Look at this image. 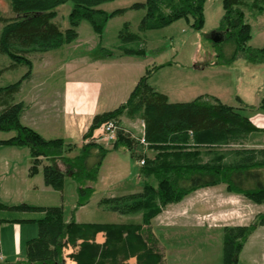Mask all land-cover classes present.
<instances>
[{
	"label": "trees",
	"instance_id": "1",
	"mask_svg": "<svg viewBox=\"0 0 264 264\" xmlns=\"http://www.w3.org/2000/svg\"><path fill=\"white\" fill-rule=\"evenodd\" d=\"M15 18L0 14L5 25L0 35V53L8 56L12 64L0 70L27 67L23 78L0 87V132H15L0 146L28 147L32 158L31 175L42 167L46 186L62 192L66 178L77 183V209L89 204L96 189L89 183L98 181L100 169L109 150L100 142L96 132L112 121L117 125V140L113 151L144 149L156 151L154 159H145L139 180L143 190L139 193L103 198L99 205L120 215L141 214V223L98 224L66 222L62 207H34L28 204L8 206L0 202V211L43 213L35 221L37 237L26 244V259L18 264H166V251L156 234L153 220L167 207L183 202L193 193L210 187L226 185L228 192L242 195L256 204H264V148L235 149L231 160L229 147L242 146L249 136L259 131L249 115L248 107L238 98L241 108L224 104L211 95H202L190 102L172 103L169 97L158 92L150 80L173 61L153 66L141 77L128 100L117 109L98 114L84 135L78 155L71 157L77 148L66 140L46 139L36 130L22 123L26 109L16 97L23 82L33 78L30 54L48 53L62 49L79 38L78 28L89 22L94 32L102 36L108 22L130 10H144L141 32L160 30L186 20L192 21L195 31L205 26V5L209 0H146L130 8L108 13L99 9L115 0H8ZM72 2L69 15L70 28L63 31L54 20L57 8ZM224 16L218 31L225 40L218 45L220 66H230L239 58L254 65L264 64V48L255 49L248 44L252 39V26L246 19V10L264 14V0H223ZM123 43L140 42V36L124 25L119 35ZM216 45V46H218ZM230 45L232 53L225 56L224 47ZM127 56H145L143 48L125 47ZM104 48L97 50V58L111 57ZM251 108V107H250ZM252 109H255L252 107ZM258 109L264 111V99ZM139 119L144 124V139L124 127L123 118ZM100 136V137H99ZM227 148V151H224ZM217 152L205 161L203 151ZM46 163V164H45ZM2 222V221H0ZM264 225V214L247 227H226L222 264H238L239 255L249 236Z\"/></svg>",
	"mask_w": 264,
	"mask_h": 264
},
{
	"label": "rangeland",
	"instance_id": "2",
	"mask_svg": "<svg viewBox=\"0 0 264 264\" xmlns=\"http://www.w3.org/2000/svg\"><path fill=\"white\" fill-rule=\"evenodd\" d=\"M144 2H146V0H115L113 2L101 5L99 9L108 13H112L118 9L130 8L135 3ZM73 7L74 4L72 2H68L57 8L58 15L54 21L59 24L63 31L70 28L69 15L72 12ZM224 13L223 0H209L205 5V26L200 32L195 31L191 27L192 21L190 23L186 20H180L171 26L160 30L141 32L139 26L145 15V11L130 10L123 16L115 17L108 22L101 40L94 32L90 23L83 21L80 27L77 29L78 33L80 34V41L75 43L73 47L66 46L62 49L48 53L30 54V58L33 61L31 72L32 75L35 73L36 80L33 84H30L31 87L29 84H27L28 86L26 85V81L23 82V85H26L24 92L25 94L23 97L26 98L30 93L32 94L34 92L40 93V91H43L45 88L50 86L49 84L47 85L49 82L47 74L48 68H43L44 64H51L52 66L59 63H70L66 61H68L70 58L72 60H76L83 53H85L87 44L90 46V44L94 41L98 42L97 44H99L100 41L102 47H105L106 49L116 53L119 52V49L123 50L125 47L134 49L143 48L146 50L145 56H139V59H133L134 63L136 62V64H134L136 68L117 67L111 71H115L116 74L120 75L124 74L123 80L125 79L124 81L127 83V85H132V91L136 87L141 77L146 74L148 69H151L153 66H160L167 62L173 61L175 63L174 65L163 68L150 80L151 86H153L160 93L166 94L170 98L171 102H190L199 97L201 93H205L207 91V93L210 94L213 90L218 91V93L223 94L225 97L234 93L235 95L237 93L241 94L239 90L237 91V86L239 83H241L238 80L240 73L237 71L242 70V67L249 66L250 69L255 68V70H257V79L248 83V86L244 84L245 80H243L241 88L239 89H241L242 92L244 89H249L250 91L257 90L259 93L258 98L262 100V98H264V64L252 65L245 58H239L234 64L235 67L238 66V70L235 71L234 69H228V72L232 71L231 76L229 73H227L229 74L228 76L224 75L223 71H219L221 66L218 64V55L220 47L222 46L213 43L211 41V35L215 31H218ZM0 14L8 19H13L16 17L8 0H0ZM246 14V19L252 26L253 36V40L248 45L255 49H262L264 48V14L260 15L250 10H246ZM125 24H128L130 32L140 36V42L123 43L121 41L119 35ZM4 27L5 25L0 23V35ZM223 49L225 56L231 55L232 48L230 45L225 46ZM96 55L97 51H94L93 57ZM11 64L12 60L8 56L0 53V70L9 67ZM27 71L28 68L24 66L15 70L5 71L0 76V87H5L20 81ZM246 75H248L247 78L250 77L249 74ZM126 78H131L132 82ZM51 82L52 81L49 83ZM125 82H122V86H120L121 84L117 85L116 89H123ZM133 82L136 84H131ZM113 92H115L114 87L109 91V94H114ZM17 99V102L20 101L18 97ZM121 122L124 124V127L128 129L131 128V122L128 118L124 117V120ZM133 123H135L137 126L139 122ZM103 133L104 130L101 128L99 129L97 135H102ZM15 135V132H0V139L7 140ZM76 142H79V140H76ZM100 142L107 150L111 152H109L107 155L100 169L98 181L96 183H89V185L93 186L96 191L87 206L77 209L78 186L72 178L65 179L62 193L56 191L53 187H41L40 190H32V188L35 187L34 185H30L29 189H27L24 184L25 174H22L20 170H8L10 166L8 168L6 165L4 166L7 168L0 170V202L8 206L21 204H28L34 207L59 206L63 208L65 221L68 219L71 220L72 217H74L75 220L80 223H141L143 221L141 214L120 215L119 213L104 209L99 205V203L103 198H109L111 195L122 196L125 194L142 191L143 185L141 180L138 179L140 170L144 166L142 165L141 161H145L146 158L154 159L157 152L151 150L148 152L145 151L147 149L139 147L130 153H128L129 151H125L123 149H121L122 151L115 153V151H113V141ZM247 145L248 142L246 141L242 146H230L229 150L231 153L228 157V161L234 157L233 150L235 149H253ZM23 148L29 150L28 147ZM140 150L144 151L141 152ZM224 151H227V148ZM27 152L28 151H26V154H28ZM203 152L205 161H210V159L214 157L215 153H217H214L213 150H204ZM78 153L79 151L76 150L69 154V156L74 157L78 155ZM0 155H3L1 154V151ZM31 160L32 158L29 155L28 158H23L22 163L24 165ZM37 175L39 176L36 177ZM30 176L33 178L35 177L34 179H31L34 180L33 184H37L39 186L42 184V182H44L41 167L39 168V172L37 174L32 176L30 173ZM21 179L23 184L15 185L14 182ZM208 192L209 188L201 189L186 198L183 202L176 205H171L167 208L191 209L193 208L192 201H195L197 202L196 205L199 206H197L195 211L196 215L198 216H187L186 213L183 212V216L176 217L174 219L183 221L179 225L192 222L196 223L197 225L205 224L207 226L208 224H211L213 226L214 223L212 218H210L209 221L207 216L208 206L210 203ZM242 197L243 196H239V198L233 199V202L229 205L227 211H223L222 213L225 215V217H223V219H221V221L215 225L240 224L241 218L238 219L237 211L240 208V204H243L240 203V198ZM236 219H238V221H234ZM258 220L259 218L257 221ZM190 234L191 233H189V235ZM220 234L221 233L216 230H203L195 233V235L192 234L189 236L186 234V237H183L182 234L181 236L185 241L188 242L205 241L208 243L209 245L207 252L213 253L214 255V259L211 260L212 264H220V262H217L215 258L218 256V252L220 251L218 246V243H220ZM241 264H243V262Z\"/></svg>",
	"mask_w": 264,
	"mask_h": 264
},
{
	"label": "crops",
	"instance_id": "3",
	"mask_svg": "<svg viewBox=\"0 0 264 264\" xmlns=\"http://www.w3.org/2000/svg\"><path fill=\"white\" fill-rule=\"evenodd\" d=\"M102 36H99L100 40ZM252 40L253 36L251 41ZM79 41L80 34L79 38L75 42L66 46L73 47V45ZM97 43L98 42L94 41L90 44V46L87 44L85 53H83L76 60H72L70 58L66 61L70 63H59L52 66L51 64H44L43 68H48V80L49 82L52 81L51 83H47V85L49 84L50 86L45 88L43 91H40V93H30L28 97L24 98L23 95L25 94L26 85L29 84L30 86V84H33L36 80V75L34 73L33 78L26 82L25 86L23 85L21 92L17 95L20 100L18 102L26 104V109L21 119L25 126L33 128L46 139L61 138L66 140L68 143L75 144L77 147L75 151L79 150L84 143L83 137L91 126L94 117L98 114L117 109L121 104L128 100L130 93L132 92V85H127L124 81L125 79L123 80L124 74L120 75L116 74L115 71H111L117 67L136 68L134 65L136 62L134 63L133 59L140 58L139 56H127L123 54L121 49H119V52L117 53L109 50L113 53L111 57L100 59L93 57L94 51H97L99 48L106 49L105 47H102L100 41L99 44ZM234 64L230 66H221L219 71H223L224 75L229 76L230 74L231 76L232 71L228 72V69H234L235 71L238 70V66L235 67ZM237 72L240 73L238 80L241 82L239 84L237 83V91L239 90L241 94L237 93L235 95L234 93L225 97L223 94L218 93V91L213 90L210 94L206 91L205 93H201L200 96L211 95L217 97L226 105L241 108V104L238 101L239 98L243 104L248 107L245 109V114L249 115L253 124L259 128L258 132L249 136L247 146L256 150L263 149L264 111L258 109V107L264 98H262V100L258 98L259 93L257 90L250 91L249 89H242L243 93L241 89H239L241 88L243 80H245L244 84L247 86L252 80L255 81L257 79L258 72L255 68L250 69L249 66L242 67V70ZM246 74H249L250 77L247 78L248 75ZM126 79L132 82L131 78ZM122 82H125L124 88L116 89L117 85L121 84L120 86H122ZM131 84L134 85L136 83L133 82ZM113 87L115 88V92H113L114 94H109V91ZM17 97L16 101L18 100ZM252 107L255 109H252ZM122 120H124V118ZM129 120L131 122V128L129 129L138 137H142L144 135L143 122L139 119ZM133 122L139 123L136 126ZM98 132L99 131L96 132V135ZM76 140H79V142H76ZM0 151L1 154H3L0 155V170L7 167L9 168V166L10 168L8 170H20L22 174H25L24 184L27 189H29L30 185L35 186L32 190H40L41 187H49L45 185V182H42L39 186L37 184H33L34 180L31 179H34L35 177L33 178L30 176L32 160L23 165V158H28L29 155L31 156L30 149L26 150L23 147L0 146ZM26 151H28V154H26ZM145 151L149 152L150 150L147 149ZM14 183L15 185H19L23 184V181L22 179L16 180ZM139 192L141 191L136 193ZM208 194L210 203L208 206L207 216L209 221L210 218H212L214 223L213 226L211 224H208L207 226L205 224L197 225L192 222L179 225L183 221L174 219L176 217L183 216V212H185L187 216H198L195 213L198 206L195 201H192L193 208L191 209L167 208L153 220L154 230L161 239L166 251V264H212L211 260L214 259V255L213 253L207 252L208 243L205 241L188 242L181 236L183 234V237H186L185 235H189V233H191L190 235H195V233L203 230H216L221 233L219 237L220 243H218L220 251L218 252V256L215 258L217 262L222 264L224 229L229 226H250L257 221L259 216L264 214V204H256L243 196L244 198H240V203L243 204H240V208L237 211L238 219L241 218L240 224L215 225L216 223H219L223 217H225L222 213L223 211H227L229 205L233 202V199L239 198V196L242 195H236L228 192L227 186L224 184L210 187ZM111 197L115 196L111 195ZM43 217L44 214L41 213L0 211V221H2L0 222V250L4 257V262L2 264H18L19 262L25 261L26 244L29 240L37 237L38 235V226L35 221ZM72 219L75 220L74 217H72ZM238 219L234 221H238ZM71 220L68 219L66 222H70ZM242 262L243 264H264V225L257 227L244 244L239 255L238 264H241ZM67 264L76 263L68 261Z\"/></svg>",
	"mask_w": 264,
	"mask_h": 264
},
{
	"label": "built area",
	"instance_id": "4",
	"mask_svg": "<svg viewBox=\"0 0 264 264\" xmlns=\"http://www.w3.org/2000/svg\"><path fill=\"white\" fill-rule=\"evenodd\" d=\"M104 133L101 136L100 141H106V142H110L113 141L115 142L117 140V125L115 122H108L105 125L102 126ZM141 143L146 145V141L144 139V135L141 137ZM142 165H145V161H141ZM4 262V257L1 253L0 250V264H2Z\"/></svg>",
	"mask_w": 264,
	"mask_h": 264
},
{
	"label": "water",
	"instance_id": "5",
	"mask_svg": "<svg viewBox=\"0 0 264 264\" xmlns=\"http://www.w3.org/2000/svg\"><path fill=\"white\" fill-rule=\"evenodd\" d=\"M225 40V33L220 32V31H215L211 35V41L215 44L222 43Z\"/></svg>",
	"mask_w": 264,
	"mask_h": 264
}]
</instances>
